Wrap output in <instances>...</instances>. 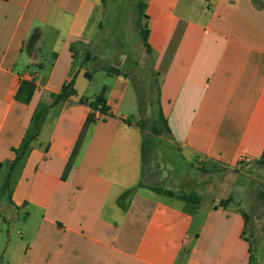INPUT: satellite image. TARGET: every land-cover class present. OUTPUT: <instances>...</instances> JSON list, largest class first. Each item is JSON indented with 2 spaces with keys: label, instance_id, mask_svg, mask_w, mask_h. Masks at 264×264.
<instances>
[{
  "label": "crops",
  "instance_id": "1",
  "mask_svg": "<svg viewBox=\"0 0 264 264\" xmlns=\"http://www.w3.org/2000/svg\"><path fill=\"white\" fill-rule=\"evenodd\" d=\"M142 2L170 146L188 162L264 173V0ZM103 10V0H0V264H249L250 215L236 199L203 209V198L190 206L144 184L136 90L102 70L122 69L115 59L86 58ZM73 80L78 96L56 100ZM104 87L108 114L95 113L63 180L92 113L80 98ZM20 217L19 237L3 238Z\"/></svg>",
  "mask_w": 264,
  "mask_h": 264
},
{
  "label": "rangeland",
  "instance_id": "2",
  "mask_svg": "<svg viewBox=\"0 0 264 264\" xmlns=\"http://www.w3.org/2000/svg\"><path fill=\"white\" fill-rule=\"evenodd\" d=\"M142 0H104V10L97 14L102 28L98 32V41L93 45L90 57L104 56L124 69L138 95L140 109L134 115L143 121L145 135L150 138L144 165V184L171 189L176 193H196L203 198L206 207L209 200L220 203L221 199H236L233 207L246 211L248 228L255 264H264V173L248 169V176L233 170L188 162L182 154L169 144V136L158 122L157 93L159 77L154 71L153 61L145 52L140 36V28L145 19L138 12ZM124 56L122 57L121 55ZM105 74L95 78L91 90H97ZM132 87V86H131ZM159 127L161 135H153L152 128ZM256 168H262L257 165ZM259 175V176H258ZM2 176H0V183ZM253 183L250 184V182ZM240 206V207H239ZM21 217L13 224H2V237L18 238L21 232Z\"/></svg>",
  "mask_w": 264,
  "mask_h": 264
},
{
  "label": "trees",
  "instance_id": "3",
  "mask_svg": "<svg viewBox=\"0 0 264 264\" xmlns=\"http://www.w3.org/2000/svg\"><path fill=\"white\" fill-rule=\"evenodd\" d=\"M103 2H104V0H103ZM145 6L146 5L143 2H140L138 5V12H139L140 16H142L144 19H147L146 15L144 13ZM140 36H141L146 54L148 56H151V48H150L149 43H148L149 30H148L146 24L140 28ZM88 57H90L89 54L86 55V58H88ZM102 70L105 71L106 73H108L109 75H112V76L124 75L125 77L128 78V76L126 75V72L123 69H119V68H116L113 66H111V67L105 66V67H102ZM106 93H107V88L104 87L102 89V91L100 92V94H98L97 96H95L93 98H88V97H81L80 98V102L82 104L88 105L92 109V113H90V115L88 116V118L86 120V123L84 125L83 130H82V133H81L80 138L78 140V143H77L75 150L73 152L72 158H71L70 162L68 163V165L66 166V169H65L63 176H62L63 180H66L68 178V175H69L70 171L72 170L74 160L79 153L80 147L82 145V142H83V139H84V136H85L87 130L89 129V127L92 124L96 123V121H97V117H96L95 113L101 112L103 114H108L109 109H108L107 103H106ZM76 96H78V94H77L76 89L74 88V80H73L64 87L63 91L59 95L55 96V99L61 100V99H66L68 97H76ZM138 105H139V109H140L141 105L140 104H138ZM157 106H158V122L163 126L164 131L167 134H169L170 130L167 126L166 120L164 119L163 112H162V109L160 106V93L159 92L157 93ZM138 125L140 126L142 131L145 132L146 126H145L144 122L140 121V122H138ZM152 132H153V135H155V136L161 135V133H162L158 126L153 127ZM149 143H150V138H148L144 133L143 147H142V158H143L144 165H145V160H146V156H147V148H148ZM28 148H29V142H26V143H24V145L20 149L15 151L17 157H16V159L12 165V168L15 165H17L23 159ZM259 164L264 165V160L260 161ZM10 178H11V173L9 174V176H8L7 180L5 181L3 188H2V196H8L9 201H11V199H10ZM139 187H144V184L141 183L139 185ZM149 188L154 193H156L158 195L171 197V198H177V199L185 202L186 204H188L190 206L191 205H197L201 200L200 196L194 192L189 193V194L176 193L175 191H173L171 189H166V188H162L159 186H150ZM135 190H136V188L125 192L119 198L118 204L123 210L127 209L126 200L129 198V196L131 194H133V192ZM231 201H232L231 198L223 199L220 201L219 205L220 206H226ZM245 218H246V220L248 219L247 216H245ZM250 252L252 253V251H250ZM255 263H256V260L254 259L253 254H251L249 264H255Z\"/></svg>",
  "mask_w": 264,
  "mask_h": 264
},
{
  "label": "built area",
  "instance_id": "4",
  "mask_svg": "<svg viewBox=\"0 0 264 264\" xmlns=\"http://www.w3.org/2000/svg\"><path fill=\"white\" fill-rule=\"evenodd\" d=\"M247 162H248V160L243 159V158L240 160V163H247Z\"/></svg>",
  "mask_w": 264,
  "mask_h": 264
}]
</instances>
